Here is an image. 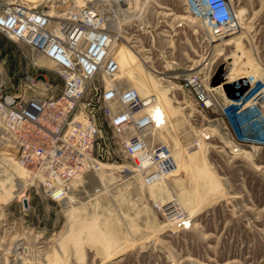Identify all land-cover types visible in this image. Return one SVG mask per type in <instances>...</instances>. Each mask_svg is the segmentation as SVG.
I'll return each mask as SVG.
<instances>
[{"label":"rangeland","instance_id":"1","mask_svg":"<svg viewBox=\"0 0 264 264\" xmlns=\"http://www.w3.org/2000/svg\"><path fill=\"white\" fill-rule=\"evenodd\" d=\"M231 2L243 10V26L221 40L184 0L125 5L121 30L136 50L115 47L119 82L156 95V116L165 123L155 142L187 156L167 178L146 183L122 167L111 181L101 167L74 180L69 207L46 197L31 167L17 159V147L0 140V264H264V147L235 150L225 108L235 82L257 86L264 75V0ZM28 51L0 31V72L23 96L36 93L21 82L26 70L35 71L23 55ZM36 56L59 92L63 81L53 63ZM189 71L211 91L210 108L198 107L174 78ZM170 201L177 215L166 210ZM181 215L185 224L178 223Z\"/></svg>","mask_w":264,"mask_h":264},{"label":"built area","instance_id":"2","mask_svg":"<svg viewBox=\"0 0 264 264\" xmlns=\"http://www.w3.org/2000/svg\"><path fill=\"white\" fill-rule=\"evenodd\" d=\"M130 1L0 2V31L27 45L29 51L23 55L35 71L26 70L21 82L25 90L36 92L31 96L13 93L0 72L1 132L12 138L8 140L17 147V159L31 167L45 196L65 205L76 201L74 180L78 174L98 171L106 159L120 163L122 157L127 158L124 165L133 167L146 183L167 178L176 169L171 148L154 140L155 130L165 123L153 112L156 95H142L134 86H122L118 79L115 46L124 43L136 50V44L121 30L125 5ZM184 2L213 35L236 26L231 0ZM38 54L47 57L61 77L59 92L52 90L55 83L39 71ZM174 78L183 81L201 109L215 104L198 72ZM251 81L243 79L226 92L235 150L243 145L264 147V117L257 103L264 101V83L254 87ZM250 112L252 117L246 118ZM178 223H186L183 215Z\"/></svg>","mask_w":264,"mask_h":264},{"label":"bare ground","instance_id":"3","mask_svg":"<svg viewBox=\"0 0 264 264\" xmlns=\"http://www.w3.org/2000/svg\"><path fill=\"white\" fill-rule=\"evenodd\" d=\"M72 1V0H71ZM83 1H85V0H75L74 1V4H78V3H80V2H83ZM86 1H91V0H86ZM237 22H236V26H234V27H232L231 28V30L229 31L230 33L227 35V36H230V35H232L233 33H234V31L236 30V29H238V28H240V27H242L243 26V10L242 9H239L237 12ZM223 34H221L220 36H217V37H219L217 40H221L222 38H220L221 36H222ZM227 41H229V40H227ZM226 43V42H225ZM228 43V42H227ZM117 46V45H116ZM115 46V47H116ZM115 49V48H114ZM117 56V55H116ZM130 55H128V56H124L123 55V57H125V58H128L129 60L130 59H132L133 60V58L132 57H129ZM44 58H46V57H44ZM118 58V57H117ZM47 60H48V58H46ZM42 59H40V62H42L41 61ZM128 60V61H129ZM43 62H45L46 63V61H44L43 60ZM132 62V61H131ZM52 63V62H51ZM45 68V67H44ZM50 68H52V66H50ZM249 76V75H248ZM174 77V76H173ZM238 82H241V81H238ZM238 82H235V83H238ZM254 82V81H253ZM234 83V84H235ZM260 83H264V75L262 76V78H261V80L259 81V83L258 84H260ZM231 84H233V83H229V85H231ZM223 85H226V86H228L227 84H223ZM223 87V86H222ZM255 87V86H254ZM261 100V99H260ZM260 100H257V103H258V105H259V107H260V109L262 110V114H263V117H264V101H260ZM164 103V102H163ZM165 105V104H164ZM156 103H155V106L153 107V112H155V110H156ZM155 115H156V112H155ZM156 118H157V120H158V116H156ZM241 119V118H240ZM159 121V120H158ZM0 127H4V124H3V122H2V120L0 119ZM4 137H3V139H2V137L0 138V140H2L1 141V143H4V142H8L9 140L11 141V139L12 138H7V136H6V134H2ZM9 137V136H8ZM9 139V140H8ZM9 141V143H4V146H10V144L12 145V143ZM1 143H0V145H1ZM6 144V145H5ZM173 152H175V151H173ZM172 152V153H173ZM191 154H193V153H190L189 155H191ZM188 155V154H187ZM174 158H175V161H176V169H175V172H176V170H177V168H179L181 165H183L185 162H186V160H187V156H186V153H183L182 155L177 151L174 155ZM102 166L104 167V168H106V169H108L109 171H111V172H108L109 173V179H111V181H116V180H113V178H112V172H114V170L115 169H122V167H125V170H127L128 171V173L126 174V175H129V172H132L133 173V167H131V166H127V165H124V164H121V163H106V162H102ZM80 176H83V175H81V174H78V176L75 178V179H77V178H79ZM114 177H115V175H114ZM115 179V178H114ZM69 198H73V195H71V193H70V195H69ZM68 198V199H69ZM67 205H69V207H72L73 205L72 204H67ZM166 209H168V212H172L171 213V215H175L176 213H178V212H180L179 210H178V207H176V205H175V201L174 202H167L166 203Z\"/></svg>","mask_w":264,"mask_h":264},{"label":"crops","instance_id":"4","mask_svg":"<svg viewBox=\"0 0 264 264\" xmlns=\"http://www.w3.org/2000/svg\"><path fill=\"white\" fill-rule=\"evenodd\" d=\"M243 117H244V115H243ZM240 118L242 119V115L240 116ZM241 119H240V120H241Z\"/></svg>","mask_w":264,"mask_h":264},{"label":"water","instance_id":"5","mask_svg":"<svg viewBox=\"0 0 264 264\" xmlns=\"http://www.w3.org/2000/svg\"><path fill=\"white\" fill-rule=\"evenodd\" d=\"M43 77V76H42Z\"/></svg>","mask_w":264,"mask_h":264}]
</instances>
